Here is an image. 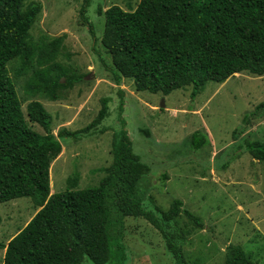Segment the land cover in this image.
I'll return each mask as SVG.
<instances>
[{
  "label": "trees",
  "instance_id": "1",
  "mask_svg": "<svg viewBox=\"0 0 264 264\" xmlns=\"http://www.w3.org/2000/svg\"><path fill=\"white\" fill-rule=\"evenodd\" d=\"M25 2L0 0V204L28 198L37 211L5 246L0 244L2 264H81L85 259L92 264H125L127 217L148 222L160 233L174 264H187L182 246L191 231L179 229L177 218L184 215L199 229L202 220L182 209L180 200H173L166 211L143 207L135 187L148 166L134 154L123 127L112 136V161L99 170L104 177L97 186L78 189L79 176L74 174L63 192L50 195L49 168L61 153V140L105 132L101 125L108 114V99L100 100L94 119L77 131L60 128L54 135L51 116L35 101L26 105L24 115L13 80L25 76L17 67L8 74L6 65L21 59L25 68L33 60L43 66L56 57L59 48L55 38L38 53L31 50L30 30L42 7ZM98 14L104 16L101 45L111 60L110 74L117 87L125 79L132 82L135 92L163 96L191 87V97H195L207 83L221 84L235 74L264 76V0H139L133 10L112 6ZM58 69L52 65L49 72L54 75ZM70 82L72 78L67 79ZM45 83L50 90L58 87L52 78ZM43 88L26 89L46 96ZM261 115L264 100L233 130V140ZM32 124L43 134L34 131ZM142 133L151 136L147 129ZM243 141L241 151L264 163V143ZM189 143L200 149L209 140L198 130L190 135ZM227 165L225 161L220 168ZM224 264L250 262L235 247L226 251Z\"/></svg>",
  "mask_w": 264,
  "mask_h": 264
},
{
  "label": "rangeland",
  "instance_id": "2",
  "mask_svg": "<svg viewBox=\"0 0 264 264\" xmlns=\"http://www.w3.org/2000/svg\"><path fill=\"white\" fill-rule=\"evenodd\" d=\"M33 2L42 9L30 30L31 50L38 53L55 38L59 48L43 66L33 60L25 68L21 59L6 65L8 74L17 67L25 76L13 80L24 115L29 102L40 103L51 116L56 135L60 128L77 131L87 126L99 111L100 100L108 99L101 125L105 132L61 140V153L49 168L50 195L63 192L74 174L79 176L78 189L97 186L104 177L99 170L112 161V136L123 127L134 154L148 166L135 187L143 207L166 211L173 200H180L182 209L202 220L199 229L184 215L177 218L179 229L191 231L182 246L187 264H224L226 251L235 247L250 264H264V163L239 147L245 139L264 143V115L250 120L235 141L232 138L244 116L264 100V76L235 74L221 84L207 83L195 97L191 87L166 96L135 92L125 79L117 87L110 74L111 60L101 45L104 16L98 10L118 6L130 11L139 0H26L25 5ZM52 65L59 66L54 75L49 72ZM49 78L58 87L50 90L45 83ZM68 78L73 83L67 84ZM35 86L46 96L26 89ZM31 127L43 134L38 125ZM198 130L209 144L193 149L189 137ZM225 161L227 167L220 168ZM36 211L28 198L0 204V244L5 246ZM123 244L125 264H174L160 233L141 218H125ZM3 256L0 249V264ZM81 264L92 263L85 259Z\"/></svg>",
  "mask_w": 264,
  "mask_h": 264
},
{
  "label": "water",
  "instance_id": "3",
  "mask_svg": "<svg viewBox=\"0 0 264 264\" xmlns=\"http://www.w3.org/2000/svg\"><path fill=\"white\" fill-rule=\"evenodd\" d=\"M161 107H163V104L161 103Z\"/></svg>",
  "mask_w": 264,
  "mask_h": 264
}]
</instances>
